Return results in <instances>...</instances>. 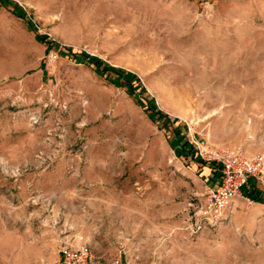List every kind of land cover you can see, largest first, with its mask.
I'll return each mask as SVG.
<instances>
[{
  "label": "rangeland",
  "instance_id": "rangeland-1",
  "mask_svg": "<svg viewBox=\"0 0 264 264\" xmlns=\"http://www.w3.org/2000/svg\"><path fill=\"white\" fill-rule=\"evenodd\" d=\"M189 135L264 150V0H0V264H264V201L205 219Z\"/></svg>",
  "mask_w": 264,
  "mask_h": 264
},
{
  "label": "built area",
  "instance_id": "built-area-1",
  "mask_svg": "<svg viewBox=\"0 0 264 264\" xmlns=\"http://www.w3.org/2000/svg\"><path fill=\"white\" fill-rule=\"evenodd\" d=\"M186 143L188 154L210 162L217 172L214 182L203 189L201 214L208 221L220 220L235 196L251 201V194L264 192V150L244 154L235 148L214 146L193 135L186 138ZM120 251L118 248L115 255L103 258L86 242L63 244L59 248V264H130Z\"/></svg>",
  "mask_w": 264,
  "mask_h": 264
},
{
  "label": "trees",
  "instance_id": "trees-1",
  "mask_svg": "<svg viewBox=\"0 0 264 264\" xmlns=\"http://www.w3.org/2000/svg\"><path fill=\"white\" fill-rule=\"evenodd\" d=\"M13 9H14V11L20 10V11H21L20 13L23 14V11L21 10V7H20L17 3H15V2H13ZM39 36H40V35H39ZM40 38H41V40L44 41L46 44L51 43V40L45 38V36H40ZM80 53H81L82 55H86V57H88V55L85 54V52L80 51ZM96 67L99 68V69L101 68L100 64H97ZM129 81H130V80H129ZM128 84H129L130 86H132L131 81L128 82ZM136 85H138L141 89H143V88H142V85H141L139 82H137ZM132 87L135 88L134 86H132ZM196 160L199 161L201 164H208V165H211L210 162H206V161L201 160V159H198V158H196ZM251 196H252L253 200L264 201V192H263V193H259V192H258V193H255V194H251Z\"/></svg>",
  "mask_w": 264,
  "mask_h": 264
},
{
  "label": "crops",
  "instance_id": "crops-1",
  "mask_svg": "<svg viewBox=\"0 0 264 264\" xmlns=\"http://www.w3.org/2000/svg\"><path fill=\"white\" fill-rule=\"evenodd\" d=\"M185 146V145H183ZM186 147V146H185ZM186 155H189L190 158H192L193 156H191L190 154H188L187 151H185ZM199 166L198 168H200V170L206 174V178L208 179V183H213L216 177V171L214 170V168L212 167V165H208V164H201L200 162H198Z\"/></svg>",
  "mask_w": 264,
  "mask_h": 264
}]
</instances>
